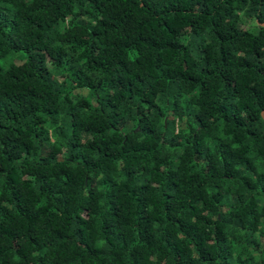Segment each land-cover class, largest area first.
Here are the masks:
<instances>
[{
    "label": "trees",
    "instance_id": "16d2710c",
    "mask_svg": "<svg viewBox=\"0 0 264 264\" xmlns=\"http://www.w3.org/2000/svg\"><path fill=\"white\" fill-rule=\"evenodd\" d=\"M0 264H264V0H0Z\"/></svg>",
    "mask_w": 264,
    "mask_h": 264
}]
</instances>
